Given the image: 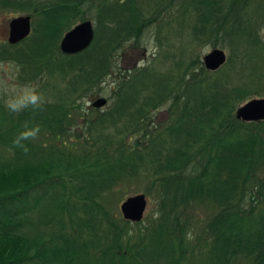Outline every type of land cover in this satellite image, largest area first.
<instances>
[{
	"label": "trees",
	"instance_id": "1",
	"mask_svg": "<svg viewBox=\"0 0 264 264\" xmlns=\"http://www.w3.org/2000/svg\"><path fill=\"white\" fill-rule=\"evenodd\" d=\"M174 5L192 11L188 20L179 15L170 32L186 44L175 49L162 37L159 58L128 69L110 106L82 119L75 152L56 140L72 125L69 110L84 93L102 90L112 53L159 17H146L141 0H0V9L31 13L27 37L0 40V62L16 65L19 83L44 76L63 82L45 88L39 109L13 113L0 104V149H10L8 157L0 153V264H189L199 253L207 264H236L241 256L264 264V120L235 117V106L258 91L229 80L264 67V0ZM88 17L91 43L61 53L62 34ZM203 45L227 49L217 70H206L193 54ZM162 107L167 118L154 125ZM26 121L41 128L24 141L27 152L13 144ZM145 177L158 212L148 229L131 238L128 225L139 221L103 214L97 221L104 230L92 222L102 191ZM194 206L211 213L206 248L188 259Z\"/></svg>",
	"mask_w": 264,
	"mask_h": 264
},
{
	"label": "rangeland",
	"instance_id": "2",
	"mask_svg": "<svg viewBox=\"0 0 264 264\" xmlns=\"http://www.w3.org/2000/svg\"><path fill=\"white\" fill-rule=\"evenodd\" d=\"M174 3L175 0H141V5L146 17H159V19L157 21L153 20L148 26L144 27V29L138 34V36L131 38L125 44H123V46L112 53L111 57L109 58V60L111 61L110 73L105 76L103 82L100 85L102 87V90L96 93L94 92L93 95L92 93L88 92L84 93L77 100V108L74 107L72 110H69L72 125L67 131H65V133H63V135H60L61 138H58L56 140L65 142L70 147L71 151L79 152L80 150L77 142L80 141L78 140V135L83 128L81 124L82 119L89 118L95 115V110H104L105 108L110 106L112 90L123 78L122 76L124 74H127L126 71L133 67L142 65L143 63H145V61L151 58H159L162 52L160 43L163 44L164 41L162 37L164 38L166 36L168 38V44H171L175 49L178 47V45L186 44V42L181 38L174 39V37L171 36L170 32L173 30L174 21L179 15L182 17V20H188L193 16L192 11H182L179 8L176 9ZM23 14L31 15V13L26 11L15 12L10 8L0 9V40L6 41L8 20L13 16ZM88 20H90L94 25L93 17H88ZM260 34L264 39V28L260 31ZM165 46H167V44H165ZM217 47L221 48L220 46ZM171 49L173 48L171 47ZM210 49V45H203L199 48H192V51L193 54H199L200 57H202V55H204ZM221 49L225 51L226 55L228 54V51L225 47ZM16 71L17 67L14 63L8 61L0 62V104L5 108H8L7 101L9 100V98L15 95L19 89L25 86H34L37 88L39 93L43 95L46 87L59 86L63 84V82L57 77L45 76L43 78H40L39 81L35 83H19L16 80ZM242 72H245V75H243L242 77L235 73H231L229 75L230 82L242 83L243 81H245L249 83L250 89L257 90L258 94L250 93L249 98L239 102L235 106L234 110L238 105L242 104L250 98L264 96V77L262 75L264 73V67H262L259 71L256 66H250L248 70H243ZM97 97H103L105 99L104 105L98 108L91 105L92 101H94ZM153 114L154 116L152 119V123L154 125H157L158 123L161 124L167 118V112L165 109H163V107L156 110ZM44 136H39L38 138H41V140L44 141ZM9 150V147L1 146L0 153L2 156L8 157L10 154L7 151ZM136 193L144 194L146 204L141 220L137 224L130 223L128 225V228L131 238L134 237L138 232L143 233L142 231H144L146 228L148 229L149 225L151 223H155L156 219H158L156 194L150 186V179L146 177L134 179L133 181L123 180L115 184L111 189L102 191L98 197L100 209L98 211L91 212L92 222L95 223L99 228L104 230V221L98 223L97 217L106 214L108 217L113 216L117 220L123 219L119 210L120 203L127 196ZM77 212L80 213L81 211L77 209ZM210 213L211 210H209L205 206H194L192 208L191 215L193 216V219L191 220L188 228L187 236L189 237V239L186 243L187 252H185L187 258L188 255L197 254L200 250L206 248V245H203L204 242L202 241V238L207 236L205 224ZM159 221L164 224L169 223L168 218H160ZM85 227L86 226H84V228ZM165 239L166 236H161V240L163 243ZM198 255H200L199 259L198 257H191V259H189V257V260L187 259L189 261V264H207V256L203 253H199ZM249 261V257L241 256L236 264H250Z\"/></svg>",
	"mask_w": 264,
	"mask_h": 264
},
{
	"label": "water",
	"instance_id": "3",
	"mask_svg": "<svg viewBox=\"0 0 264 264\" xmlns=\"http://www.w3.org/2000/svg\"><path fill=\"white\" fill-rule=\"evenodd\" d=\"M30 16L27 14L11 17L7 22L6 41L9 44L17 43L30 33ZM93 26L90 20H80L66 30L59 39L58 48L63 54H74L84 50L92 41ZM226 59V53L219 47H213L202 55L201 60L205 69L214 71L218 69ZM105 99L97 97L92 101L93 107L103 106ZM235 117L241 121L264 120V96L253 97L238 105L234 111ZM146 199L143 193L127 196L119 205L123 219L130 222L141 220L145 208Z\"/></svg>",
	"mask_w": 264,
	"mask_h": 264
},
{
	"label": "clouds",
	"instance_id": "4",
	"mask_svg": "<svg viewBox=\"0 0 264 264\" xmlns=\"http://www.w3.org/2000/svg\"><path fill=\"white\" fill-rule=\"evenodd\" d=\"M44 103L42 95L34 86H25L19 89L15 95L7 101L8 109L13 113H20L27 109H39ZM41 128L39 124L30 126L29 122H24L22 130L13 139V144L27 152L28 148L24 141L34 140L37 138Z\"/></svg>",
	"mask_w": 264,
	"mask_h": 264
}]
</instances>
